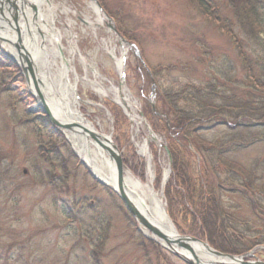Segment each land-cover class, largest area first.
Wrapping results in <instances>:
<instances>
[{
  "label": "rangeland",
  "instance_id": "rangeland-1",
  "mask_svg": "<svg viewBox=\"0 0 264 264\" xmlns=\"http://www.w3.org/2000/svg\"><path fill=\"white\" fill-rule=\"evenodd\" d=\"M17 2L0 0V33H13L16 41L19 35L24 46L19 49L12 45L18 56L15 59L0 39V154L5 156L3 161L0 158V171L7 169L6 180L0 181V264H187L145 234L113 188L93 178L69 141L67 130L52 123L54 132L68 145L59 150L54 162L57 167L38 157L39 142L47 148L52 145L48 132L39 129L29 114L46 116L37 90L47 93L49 86L41 79L39 68L33 66L38 89L30 72L28 78L23 72L27 65L23 56L25 50L30 51L24 43ZM55 2L53 24L61 41L58 54H48V82L53 88L60 86L63 61L69 68L68 80L75 86L81 114L116 143L126 172L145 182L152 172L153 185L161 192L167 209L165 187L172 167L164 145L168 146L169 138L153 129L159 120L145 116L151 106L152 85H156L155 111L167 114L169 108L160 100L161 91L204 85L213 78L222 81L224 76L218 72L224 59L234 69L231 74L242 78L232 42L195 0H97L101 8L93 0ZM218 4L220 12L230 17L232 11ZM92 5L100 9L102 19ZM45 9L47 13L49 7ZM32 10L34 17L38 8ZM28 35L32 37V33ZM258 37L264 46V17ZM31 47L34 43L29 41ZM36 56L42 59L38 51ZM115 58L123 59L122 72ZM11 62L19 73L5 70ZM147 69L156 72L155 83ZM121 82L123 93L134 104L128 110L116 102L112 92L99 91L120 87ZM194 128L198 129V147L203 141H227L224 124L196 123ZM255 128L251 133L257 136L254 138L237 131L226 166L218 163L216 168L223 181L230 171L238 170L241 181L252 174L251 188L227 181L217 195L226 212L264 232V221L259 220L264 217V127ZM193 141L197 143L195 136ZM188 143L196 150L192 142ZM179 155L181 159L187 157V162L191 159L190 171L195 174L204 166L201 151L192 154L184 147ZM166 171L170 177L163 184ZM215 175L208 170L207 182L215 183ZM50 177H59L55 187ZM62 177L66 183H61ZM182 211L183 206H177L176 212ZM246 239L244 243L253 247L244 253L252 252L245 260L264 262V244L260 240L255 244L252 232Z\"/></svg>",
  "mask_w": 264,
  "mask_h": 264
},
{
  "label": "trees",
  "instance_id": "trees-1",
  "mask_svg": "<svg viewBox=\"0 0 264 264\" xmlns=\"http://www.w3.org/2000/svg\"><path fill=\"white\" fill-rule=\"evenodd\" d=\"M195 1L202 13L215 21L218 28L232 42L239 57L243 77L239 79L234 77L231 74L233 67L226 63L228 59H224L218 72L224 76L222 81L213 78L204 85L190 84L177 90L161 91L160 100L163 99L169 108L166 114L169 123L165 117L156 115L151 106L145 116L149 120L154 118L159 120L158 126L153 124V129L169 138V144L166 146L170 152L172 176L166 184L165 196L169 216L176 228L182 234L206 240L212 247L222 252L244 254L253 247L252 243L249 245L244 243L247 240L246 235L252 232L254 243L260 240V243L264 244V232L257 226L251 228L248 221L240 222L234 214L226 212L220 204L217 193L227 181L239 182L248 190L254 177L249 174L250 179L247 175L245 180L241 181L237 170L230 171L228 178L223 181L218 176L216 168L218 163L226 166L228 162L226 155L234 149L232 142L238 134L237 131L254 138L257 136L251 133L256 129L255 127L259 125L264 127V46L258 39L264 17V0ZM214 1L220 3V6H227L232 11L231 16L220 12L217 7L219 4L214 5ZM11 63H8L5 70L19 73V68ZM147 72L153 82L156 72L154 70ZM29 115L34 117V123L39 129L48 132L52 145L47 148L39 142L38 157L54 166V162L58 160L59 150L63 147L67 148L68 145L60 133L54 132L52 123L46 116ZM211 122L224 124L227 127L225 135L227 141H203L202 146L198 147L200 141L198 129L194 128L195 124ZM194 136L197 143L193 141ZM188 142L193 143L195 152ZM184 147L192 154L201 151L204 166L196 174L195 171H190L191 159L189 158L187 162L185 160L187 157H183L184 161L180 158L179 150ZM0 158L3 161L5 156L0 154ZM62 164L60 163V169ZM257 164L256 170L259 166ZM208 170L214 175L217 174L214 177L215 183L207 182ZM240 171L242 173V168ZM5 172L7 169L0 171V181L6 180ZM56 180L55 177H50V184L54 187ZM66 181L67 179L62 177L61 183ZM179 205L184 208L180 214L176 212ZM68 214L71 215L70 212ZM178 215L181 216L180 220ZM261 219L264 221V217H259V220Z\"/></svg>",
  "mask_w": 264,
  "mask_h": 264
},
{
  "label": "bare ground",
  "instance_id": "bare-ground-1",
  "mask_svg": "<svg viewBox=\"0 0 264 264\" xmlns=\"http://www.w3.org/2000/svg\"><path fill=\"white\" fill-rule=\"evenodd\" d=\"M17 1L21 8V14L19 17L21 19L20 23L22 27L24 43L26 48L31 52H29L28 55L33 65L36 68H39L41 72V79L46 83V85L49 86L47 93H45L43 90V96L45 97L47 104L51 107V110H53V114L56 113V116L59 115L58 119H61L64 122L75 121L85 125L91 130L97 131L93 122L83 116L77 107L76 99L74 97L75 86L68 80L69 68L66 67V64L62 61L63 66L60 68L62 83L59 82L60 86L56 88L51 87L52 85H50V82H48V79L46 78V73L49 69L47 61L48 54L50 51H52L55 53V55H57L59 42L61 41L60 32L53 24V18L58 6L57 2H55V0ZM45 6L49 7V11L47 13ZM92 6L94 10L100 15V19H102V12L100 9L95 5ZM35 8H38V13L32 17V9ZM37 30L41 33L39 36L35 32ZM6 32L1 31V41H3L5 46L8 48L10 55L13 58L18 59L17 53L12 46L13 42L16 41L14 34L10 33L8 35ZM29 33H32V37H29ZM29 41L34 43L33 48H29ZM36 51L41 53V60H38ZM116 62L119 72H122L123 59L117 58ZM43 66H45V70H43ZM99 91H101L102 94L112 92L116 102L123 106L126 110H128L129 107L134 106V104L128 98V94H124L123 90L117 86L110 90H103L102 88H99ZM61 113L65 114L68 119L62 118L60 115ZM66 134L78 156L81 158V160L85 161L94 175L105 181L113 189H116L117 176L114 163L110 158L109 153L100 147L88 133H84L81 130H67ZM144 151L145 149H143V152ZM125 174L127 192L135 205H137V207H139V209L145 213L147 217L162 227L163 230L167 232L174 230L163 196L161 192L158 191L153 185L152 172L150 171L149 180L146 182L142 181L131 172H127ZM169 177L170 173L169 171H166L164 174L163 184L167 183ZM141 230L148 236L153 237L152 233L145 227H141ZM191 246L206 264H212L215 261L223 260L222 258L211 254L203 245L191 243ZM185 254L189 255V251H185Z\"/></svg>",
  "mask_w": 264,
  "mask_h": 264
},
{
  "label": "water",
  "instance_id": "water-1",
  "mask_svg": "<svg viewBox=\"0 0 264 264\" xmlns=\"http://www.w3.org/2000/svg\"><path fill=\"white\" fill-rule=\"evenodd\" d=\"M96 2V4L100 7L99 2L97 0H93ZM101 8V7H100ZM0 39L1 36H0ZM20 39V36L18 35V41H14L13 44H15L19 49L24 48L22 45V42ZM124 42L128 43L125 39H123ZM20 42V43H19ZM130 46L132 44L128 43ZM24 54V60L27 65H24L23 72L25 73V76L28 78V71L30 72V75L32 76L33 80L35 81V87L38 89V84L36 81H38L37 76L34 73L33 63L29 57V52L25 50ZM12 60H14L12 58ZM121 79H124V76L122 75ZM122 84V82H121ZM120 84V86H121ZM37 92L40 95L41 101H43V105L41 106L43 113L49 118L50 122L53 123L56 127L63 129V130H72V131H78L81 130L84 133H88L96 142L97 144L105 149L112 159L116 176H117V188L113 189L120 199L122 200L123 204L125 205L126 209L129 211V213L133 216L135 221L138 223L140 229L141 227H145L148 229L153 237H150L151 239H154L155 241H158L164 248L174 253L177 257L182 259L187 264H206L201 257L194 251V249L191 246V243H198L199 245H203L211 254H213L216 257L222 258L221 261H215L214 263L218 264H264L263 261H253V260H245L246 257L252 256V252L247 254H230L225 253L220 250L215 249L212 247L206 240H203L196 236H191L187 234H181L173 221L171 220L173 224V229L171 232H167L162 229L156 222L152 221L149 217L143 213L137 205L132 201L130 198L126 184H125V173L126 172V166L123 161V156L121 154V151L119 150L116 143L111 139L110 136H107L106 134L99 133L98 131L91 130L87 128L85 125L80 124L75 121L70 122H64L61 119L59 120L58 116L53 114V110H51V107L47 104L45 101V98L43 96V93L37 90ZM152 105L155 106V101H151ZM68 119V118H67ZM192 148V146H191ZM169 153V151H168ZM85 166H87L89 172L92 174L93 178L97 180L98 183L105 186L108 185L105 181L101 180L99 177L94 175V173L89 169L88 165L85 163V161H81ZM26 171V170H25ZM111 187V186H110ZM185 251H189V255L185 254Z\"/></svg>",
  "mask_w": 264,
  "mask_h": 264
}]
</instances>
